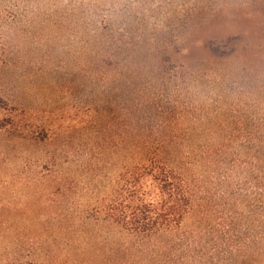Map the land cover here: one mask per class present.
I'll use <instances>...</instances> for the list:
<instances>
[{
    "label": "trees",
    "instance_id": "16d2710c",
    "mask_svg": "<svg viewBox=\"0 0 264 264\" xmlns=\"http://www.w3.org/2000/svg\"><path fill=\"white\" fill-rule=\"evenodd\" d=\"M195 3L0 0V132L43 142L60 130L53 112L37 117V108L19 105L2 81L16 67L8 34L18 37L24 26H42L51 16L66 21L68 9L82 14L86 40L87 95L73 110L114 125L111 192L70 201L56 172L57 264L264 261V44L212 33L196 58L198 35L214 17ZM173 15L179 25H165L159 36L160 18L165 23ZM244 66L256 79L236 81ZM67 222L73 229L62 239ZM27 264L47 262L38 254Z\"/></svg>",
    "mask_w": 264,
    "mask_h": 264
},
{
    "label": "rangeland",
    "instance_id": "374dc122",
    "mask_svg": "<svg viewBox=\"0 0 264 264\" xmlns=\"http://www.w3.org/2000/svg\"><path fill=\"white\" fill-rule=\"evenodd\" d=\"M199 2L193 5L206 8L214 21L198 35L193 49L197 51L196 58L201 55L203 39L212 33L222 37L238 35L249 45L264 44V0ZM63 12L66 21L51 16L42 26H24L18 37L15 32L8 34L13 37L16 67L7 71L2 81L4 90L19 105L36 107L37 117H50L49 113L53 112L54 124L61 128L55 137L43 142L26 136L15 139L5 130L0 132V264H27L38 254L47 264L54 262L52 238L58 231L53 224L51 206L56 198L53 195L56 172L61 174L59 180L68 187L71 192L68 199L73 202L100 200L114 189V125L73 110L87 95L82 64L85 30L79 11ZM160 19L161 37L168 30L165 25L171 29L179 25L175 15L165 23ZM187 47L181 55L188 54ZM237 72L236 81L241 79V83L249 77L256 79L245 66ZM89 90L92 95L97 93L95 86ZM65 113L76 117L72 116L71 122L59 121ZM68 223L61 229L62 239L67 230L73 229ZM113 230V227L105 230L106 235L111 236Z\"/></svg>",
    "mask_w": 264,
    "mask_h": 264
}]
</instances>
